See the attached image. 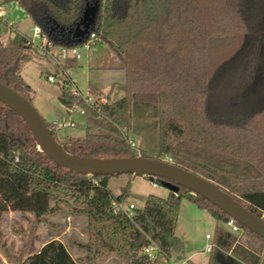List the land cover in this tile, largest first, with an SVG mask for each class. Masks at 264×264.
<instances>
[{"label": "trees", "instance_id": "16d2710c", "mask_svg": "<svg viewBox=\"0 0 264 264\" xmlns=\"http://www.w3.org/2000/svg\"><path fill=\"white\" fill-rule=\"evenodd\" d=\"M262 1L99 0L89 35L119 58L124 95L115 102L96 100L88 105L66 84L60 86V105L84 111V136L69 138L60 144L63 150L83 159L136 158L126 133L131 108L136 104L156 109L158 154L141 152V157L168 162L211 181L264 221V188L256 183L264 180V93L258 92L264 82L254 78L261 54L255 35ZM8 4H17L57 49L87 40L77 44L72 39L85 0H4L0 6ZM12 44L0 45V83L32 105V89L20 73L25 64L41 61L45 54L27 39L17 38ZM76 67L74 59L63 64L68 71ZM237 71L249 82L243 93L254 96L246 106L224 97ZM255 85L259 87L252 92ZM88 93L100 95L91 85ZM227 103L236 107L223 109ZM45 124L54 137L56 127ZM108 177L57 166L40 150L27 124L0 103V217L19 212L43 221L57 210L59 195L69 197L80 207L75 211L86 218L87 242L81 246L85 264H96L110 254L125 264H167L172 252L184 250L175 236L184 198L216 223L229 221L224 212L183 187L165 199L149 195L143 208L128 218L115 213L112 202L126 200L129 184L113 198ZM235 225L237 234L216 228L212 264H262L264 240ZM150 246L157 248L153 258L143 252ZM21 264L76 262L61 242L53 240Z\"/></svg>", "mask_w": 264, "mask_h": 264}, {"label": "rangeland", "instance_id": "374dc122", "mask_svg": "<svg viewBox=\"0 0 264 264\" xmlns=\"http://www.w3.org/2000/svg\"><path fill=\"white\" fill-rule=\"evenodd\" d=\"M21 25L24 27L27 37L31 39L30 21H22ZM256 32L255 39L260 38L261 54L255 66L254 78L256 82H264V0L259 8ZM8 45L13 44L9 43L6 46ZM91 50L89 53L86 51L80 52L81 57L77 61V67L70 70V78L74 86L68 84L67 87L72 92L76 89L83 97L88 94L92 102L96 100H103L104 102L120 100L124 95L122 89L124 73L121 70L119 58L104 43L95 42ZM89 56H91V59H88ZM46 58L45 70L38 62L31 61L22 67L20 75L23 81L32 89V106L46 123L56 121L57 123H66L71 119L77 123L74 128L55 129L56 142L65 144L71 137L82 138L84 136V121L76 112L73 115L67 114L58 102L57 96L60 89L58 85L50 84L46 80V75H55L54 80L58 83H62L63 77L55 65L54 58L50 56H46ZM93 67H99L101 71L91 70ZM235 73L239 75L238 77L233 75L235 78L231 80L232 84L228 87L224 97L227 101L234 99V102L240 101L242 106H246L254 99V96L251 97V94L243 93L246 91L249 82H247V79L239 77L242 74L241 71ZM95 82L102 90H99V96L88 93V85H94ZM256 82L254 83L257 84ZM258 85L252 87L251 91L256 92ZM240 91L244 96L241 95V99L238 100L236 96H240ZM258 92L264 93V86H261ZM231 103H227V106L223 109L228 110L236 107L235 104ZM237 105L240 106L238 103ZM157 122L156 109L145 108L136 104L132 106L131 120L126 133L129 141L135 144L140 154L145 152L151 157L158 154ZM133 153L136 155L134 151ZM136 157H141V155H136ZM153 183L156 184V187L152 186ZM256 183L264 188V180ZM128 184L129 193L125 204H132L137 210L143 208L149 195L165 199L169 194L162 182L151 176H110L107 180V190L113 198H116L121 189ZM59 200L57 210L43 221L38 222L31 214L27 213L6 212L1 215L0 264H21L28 256L38 252L46 243L53 240L63 244L76 264H85V253L81 246L87 242L86 218L75 211L80 207L75 205L69 197H64L61 194ZM217 227L227 229L225 225L216 223L206 211L198 209L188 198L182 199L175 236L183 243L184 250L182 254L172 252L167 264H212L215 252L213 241ZM206 236H209L210 240H207ZM240 236L241 234L236 235L237 238ZM209 247L211 251L207 253L206 249ZM96 264L125 263L115 255L110 254L97 260ZM262 264H264V254Z\"/></svg>", "mask_w": 264, "mask_h": 264}, {"label": "water", "instance_id": "95a60500", "mask_svg": "<svg viewBox=\"0 0 264 264\" xmlns=\"http://www.w3.org/2000/svg\"><path fill=\"white\" fill-rule=\"evenodd\" d=\"M98 1L85 0L82 15L72 30L73 42L81 44L82 40L88 38L89 31L94 26L97 17L99 9ZM0 103L13 111L27 124L40 150L57 166L73 172L83 173L87 176H151L160 181L162 180V185L169 192H175L178 187H183L192 194L199 195L207 200L224 212L230 219L264 240V221L231 199L221 188L211 181L196 176L168 162L154 159L136 157L130 159L100 160L71 156L56 142L52 132L47 128L44 120L34 107L1 83Z\"/></svg>", "mask_w": 264, "mask_h": 264}, {"label": "built area", "instance_id": "2783aa9c", "mask_svg": "<svg viewBox=\"0 0 264 264\" xmlns=\"http://www.w3.org/2000/svg\"><path fill=\"white\" fill-rule=\"evenodd\" d=\"M29 44L32 45L33 48L36 49V51L39 54H45L46 56H50L54 58L55 65L58 68L59 72L61 73L63 79L68 78V70L63 69V64L67 59H74L75 61H78L81 57L80 52L86 51L89 52L93 46L95 45V37L93 34H90L87 40L80 46L70 48V49H57L52 46V44L46 39V37L43 35L41 29L38 26H33L31 28V39H27ZM47 81L49 83H55L54 77H48ZM68 82V81H67ZM61 85H64L61 83ZM74 94L80 95L76 89H74ZM81 96V95H80ZM84 99V102L88 105L93 104L92 100L90 99L89 95L87 94L85 97L81 96ZM100 103H105L103 100H99ZM67 114L73 115L75 112L78 113L80 117H84V111L78 109V108H72L70 110H66ZM56 128H74L77 123L73 121L72 119L68 122L64 123H52ZM130 147L133 149V151L136 153L137 156H140V151L137 149L135 144L132 141H128ZM153 187H156V184H152ZM112 208L113 211L121 212L125 214L128 218L132 215V212L135 210V207L132 204L126 205L125 201H116L114 200L112 202ZM226 228L229 232L232 234L239 233V228L235 225V221L229 218V221L225 224ZM207 240H210L209 236H206ZM210 247L206 249L207 253H210ZM144 254L147 255L149 258H153L155 256V253H157V248L155 246H150L146 249H144Z\"/></svg>", "mask_w": 264, "mask_h": 264}, {"label": "crops", "instance_id": "0c3cea01", "mask_svg": "<svg viewBox=\"0 0 264 264\" xmlns=\"http://www.w3.org/2000/svg\"><path fill=\"white\" fill-rule=\"evenodd\" d=\"M3 1L4 0H0V5L3 3ZM22 21H30L31 28L34 26L31 19L17 4H9V5L0 6V44H2L3 46H6L7 44L12 43L13 40L17 38L18 39H29L24 31V27L21 25ZM91 51L92 50H90L89 52ZM88 59H91V56H89ZM35 62H38V64L42 66L43 69L45 70L46 68L45 64L47 63L46 57L43 58L41 61H35ZM89 68H90V65H89ZM91 70H96L98 72L101 71L99 67H93V69L91 68ZM48 77H55V75H51V76L46 75V80ZM62 83L64 85L66 84V86H68V84L69 85L74 84L70 78V71L68 72V78L66 80L63 79ZM50 84H56L58 85V87L62 86L61 83H58L56 80H55V83H50ZM91 86L100 90V88L98 87L99 85L96 82L94 83V85H91Z\"/></svg>", "mask_w": 264, "mask_h": 264}]
</instances>
